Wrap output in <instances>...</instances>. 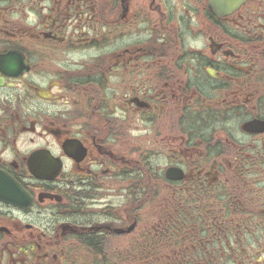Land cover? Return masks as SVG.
I'll use <instances>...</instances> for the list:
<instances>
[{
	"label": "flooded vegetation",
	"instance_id": "obj_1",
	"mask_svg": "<svg viewBox=\"0 0 264 264\" xmlns=\"http://www.w3.org/2000/svg\"><path fill=\"white\" fill-rule=\"evenodd\" d=\"M0 264H264V0H0Z\"/></svg>",
	"mask_w": 264,
	"mask_h": 264
}]
</instances>
